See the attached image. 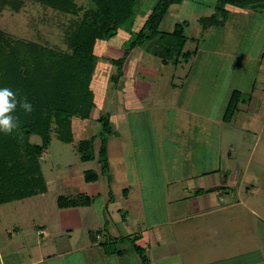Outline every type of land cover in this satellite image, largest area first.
Here are the masks:
<instances>
[{"label":"rangeland","instance_id":"1","mask_svg":"<svg viewBox=\"0 0 264 264\" xmlns=\"http://www.w3.org/2000/svg\"><path fill=\"white\" fill-rule=\"evenodd\" d=\"M156 2L157 0H136L132 22L120 27L114 36L97 42L95 53L99 60L90 85L95 106L88 119H74L73 141L62 142L52 133L49 145L40 157L47 191L0 205V239L4 237L22 245L11 252V255L8 254V259L21 253L22 259L26 260L27 250L32 245L30 243L40 240L38 235L30 233L34 232L35 226L42 225L52 236H59L62 234L60 228L63 224L82 221L84 209L89 207H95L99 211L92 216L99 225L90 231H99L101 241L113 239V236L119 237L113 228V197L117 203H122V193L127 188L136 202L129 210L139 211L150 223L151 219L166 214L168 209L175 206L171 202L168 207L167 192L165 194L164 190L167 188L166 181L177 178L178 186L175 190L181 191L183 183L179 181L180 176L201 170L195 164L196 158L210 157L218 167V151L229 149L228 142L240 140L244 134L249 136V140L255 141L258 138L260 142H264V117L261 114V106L264 104V7L242 14H232L229 11L224 26L203 29L197 18L213 11V0L172 2L159 29L171 31L175 23L186 20L188 24L184 27V33L188 38L184 50L196 51L197 48L196 54L187 62L164 64L146 50L147 44L136 46L130 51L128 62L124 63L126 73L118 78L117 83L114 82L110 76L115 73L116 66L110 59L118 58L124 53L131 33L139 28L141 20ZM79 18L80 14L60 12L34 0H0L1 31L15 38L39 42L63 51H68L67 34ZM206 61L209 64L204 66ZM201 71L203 79L200 84L198 76L201 77ZM126 76H129V86L134 88V93L143 104L142 109H125L121 88ZM194 87L195 91H192ZM233 88L241 91L243 101L240 100L237 110L231 120H228L230 124L224 125L221 130L219 123L222 122L225 105ZM251 94L258 99L252 113L248 110ZM173 100L177 105L173 106ZM156 103L163 106H157ZM186 103H191L188 108L197 111H192L194 114L181 112L179 108H186ZM198 112L206 116H196ZM105 113L109 114V125L114 132L106 136L109 167L107 174L103 175L96 158L85 162L79 158L77 143L99 134L101 126L97 119ZM194 123L197 132L195 140L188 139L179 145L181 132L177 133V124ZM200 124L203 132H198ZM175 134L178 135L177 138ZM29 142L40 144L41 138L31 134ZM99 145L100 139L97 138L93 144L94 151H97ZM249 150L250 147L242 150L246 153L245 158L249 156ZM256 159L254 156L247 167L243 166L246 167L244 174H247L246 183L242 187L244 199L251 196L247 194L246 186L254 181L251 180L252 177L264 174V165L258 164ZM224 165L225 162L220 161L221 168ZM196 166L199 169H194ZM205 168L204 165L203 169ZM86 170L96 171L97 180L85 182ZM219 176L220 180L225 178L223 169ZM234 192L229 191L231 202L236 196L232 195ZM262 193L264 190L259 192L258 197ZM60 195H88L92 204L85 208L82 205L60 208L57 202ZM125 206L121 216H125ZM134 218L133 216L132 220ZM134 230L136 231L131 234V238L106 244V248L112 251L123 249L126 254L123 260L126 263L123 264H147L133 250L134 243L144 246L147 255L145 246L148 243L141 239V232L144 233L147 229L142 231L135 227ZM80 233V227L74 230V235L79 236ZM134 234L138 235V239L132 238ZM25 242L23 247L22 243ZM95 249L103 256V246L97 245ZM102 264H113V254Z\"/></svg>","mask_w":264,"mask_h":264},{"label":"trees","instance_id":"2","mask_svg":"<svg viewBox=\"0 0 264 264\" xmlns=\"http://www.w3.org/2000/svg\"><path fill=\"white\" fill-rule=\"evenodd\" d=\"M54 10L80 14L67 34L68 51L43 45L39 42L12 37L0 30V88H10L18 100L27 98L33 111L25 113L17 107L13 115L20 121L18 129L11 135L0 132V205L15 200L33 197L47 191L40 157L49 145L54 133L60 141H73L74 119L86 120L95 106L91 82L99 57L95 53L97 42L114 36L117 30L134 17L136 0H34ZM181 0H157L147 15L141 20L137 30L131 33L127 48L118 58H111L116 71L110 77L117 83L125 74L124 63L130 51L136 46L147 44L146 50L161 59L177 65L188 61L194 51L184 50L187 36L184 27L186 20L177 22L171 31L159 29L168 7ZM83 2V4L81 3ZM257 9L264 7V0H213V11L200 16L197 22L201 28L222 25L228 17L227 6ZM11 6V4H10ZM145 46V45H144ZM239 90H232L224 109L223 120L233 116L240 102ZM101 131L78 141L77 151L82 161L96 158L100 172L107 174L109 167L106 151V136L114 131L109 125V114L98 117ZM36 134L40 144L29 142V136ZM99 138L100 145L94 151V141ZM98 173L94 170L84 172L85 182H94ZM58 206H89L92 199L88 195L57 197ZM106 225H104L105 229ZM130 235L113 236L101 241L99 231L89 233L92 243L103 246L105 254H124V250H109L106 244L131 238ZM138 239V235H133ZM134 252L143 263H149L143 246L133 244Z\"/></svg>","mask_w":264,"mask_h":264},{"label":"crops","instance_id":"3","mask_svg":"<svg viewBox=\"0 0 264 264\" xmlns=\"http://www.w3.org/2000/svg\"><path fill=\"white\" fill-rule=\"evenodd\" d=\"M227 9L232 14H242L252 10L231 5H228ZM227 20L218 27L224 26ZM197 50L196 48L194 55ZM208 64L206 61L204 66ZM134 68L135 64L132 66V69ZM202 74L201 71L199 73L201 77L198 76L200 84L203 79ZM129 76L125 77L121 88L124 93L125 109H142V102L134 93V88L129 86ZM195 88L192 91H195ZM234 89L239 90L237 88L232 90ZM251 90L253 89L251 88ZM229 97L230 94L228 99ZM240 99L243 101L241 97ZM257 100L256 95L251 94L249 96L248 110L251 113L255 110ZM176 103H173V106ZM159 104L156 103L155 105L158 106ZM190 104L186 103V108H179L180 111L194 114L192 111L197 110L188 108ZM261 107L263 108L261 114L264 117V104ZM196 116L204 117L206 115L198 112ZM221 121L219 123L221 130L224 125L230 124V121H224L223 118ZM200 125L201 128L198 132H203V126ZM194 126H196L195 123L193 125L177 124L176 131L177 133L181 132L178 140L179 145L184 144L188 139L195 140L197 132ZM175 137L177 138L178 135ZM227 147L229 149L218 151V167L212 163L210 157L196 158L195 164H198L201 170L180 176L179 181L183 183L181 191L175 190L178 186L177 178L168 179L165 184L167 188L164 189L165 194L167 192L166 201L169 203L168 207L171 202H174L175 206L168 209L166 214H160L151 219L150 223L143 214H139V211L131 210V212L129 210L136 202L132 199L128 188L122 193L124 196L122 203H117L113 197V228L116 229L117 234L120 236L133 234L136 231L134 230L135 227L138 230L142 229V231L147 229L146 232H141V239L148 243L145 246L148 264H264V193L258 197L259 192L264 190V174H257L252 177L251 180L254 181L246 186L247 194L251 196L247 199L242 198V187L246 183L247 175L244 174V168L254 156H256L258 164L264 165V142H260L258 138L255 141L249 140V136L244 134L240 140L228 142ZM246 147H250L247 158H245L246 153L242 151ZM220 161L225 162L223 168L220 166ZM207 162L208 164H206ZM204 165L205 169H203ZM194 169L199 168L196 166ZM221 169L226 175L223 180H220L219 176ZM170 187H172V192ZM230 190L235 191L232 195L236 194L232 202L230 201L232 199L229 194ZM124 205H126L125 216H121ZM87 209H84L82 221L63 224L60 228L62 234L56 237L54 234L52 236L51 232L44 226H35L34 232L30 233H34L33 236L38 235L40 240L30 243L32 245L27 250L26 260L22 259L20 253V255L14 254L15 258H9V261L8 254L11 255V252H15L22 245L2 237L0 239V264H102L103 261L110 258V254L103 253L102 256L101 253H98L95 249L98 244L92 243L89 238L90 229L99 225V222L92 218L98 209L95 207ZM133 216L135 217L134 220H132ZM79 227L81 233L77 237L74 235V230ZM164 227L167 229L165 230ZM17 229L16 226L15 230ZM22 244L24 247L26 242ZM86 249H90V251H85ZM125 255L113 254V264H123Z\"/></svg>","mask_w":264,"mask_h":264},{"label":"clouds","instance_id":"4","mask_svg":"<svg viewBox=\"0 0 264 264\" xmlns=\"http://www.w3.org/2000/svg\"><path fill=\"white\" fill-rule=\"evenodd\" d=\"M18 106L25 113L30 114L33 111L32 104L27 98L18 100L13 90L7 87L0 88V132L5 135H11L20 126L19 118L13 115Z\"/></svg>","mask_w":264,"mask_h":264},{"label":"built area","instance_id":"5","mask_svg":"<svg viewBox=\"0 0 264 264\" xmlns=\"http://www.w3.org/2000/svg\"><path fill=\"white\" fill-rule=\"evenodd\" d=\"M40 233L42 232V231H39Z\"/></svg>","mask_w":264,"mask_h":264}]
</instances>
